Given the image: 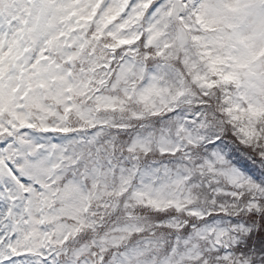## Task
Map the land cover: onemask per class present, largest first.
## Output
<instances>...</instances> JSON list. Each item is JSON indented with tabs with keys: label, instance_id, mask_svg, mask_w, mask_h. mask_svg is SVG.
<instances>
[{
	"label": "snow or ice",
	"instance_id": "6c2138e0",
	"mask_svg": "<svg viewBox=\"0 0 264 264\" xmlns=\"http://www.w3.org/2000/svg\"><path fill=\"white\" fill-rule=\"evenodd\" d=\"M0 264H264V0H0Z\"/></svg>",
	"mask_w": 264,
	"mask_h": 264
}]
</instances>
